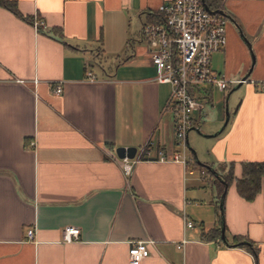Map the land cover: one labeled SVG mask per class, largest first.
Segmentation results:
<instances>
[{
  "label": "crops",
  "instance_id": "1",
  "mask_svg": "<svg viewBox=\"0 0 264 264\" xmlns=\"http://www.w3.org/2000/svg\"><path fill=\"white\" fill-rule=\"evenodd\" d=\"M16 1L23 15L45 22V32L0 6V264H131L137 240L151 241L140 264H264V184L246 201L233 181L224 198L227 237L248 238L257 256L204 240L203 231L219 226L217 178L192 162L158 160L179 147L170 89L156 81L146 44L140 39L108 67L107 55L135 40L133 23L140 37L147 14L170 0ZM216 1L255 55L252 66L229 19L227 45L212 67L232 79L250 74L202 163L221 175L232 167L236 179L241 161L264 160V0ZM119 147L137 148L128 176L115 159ZM184 218L194 226L184 230ZM68 226L80 229L79 240L63 242Z\"/></svg>",
  "mask_w": 264,
  "mask_h": 264
},
{
  "label": "built area",
  "instance_id": "2",
  "mask_svg": "<svg viewBox=\"0 0 264 264\" xmlns=\"http://www.w3.org/2000/svg\"><path fill=\"white\" fill-rule=\"evenodd\" d=\"M156 13L159 21L144 22L140 39L146 44L151 63L158 68L156 81L170 86L167 107L174 111V131L179 147V151L171 156L159 152L158 160L188 166L193 161L187 156L189 133L193 128L201 131L204 108L211 101L209 90L216 88L225 92L246 80L232 79L213 69L214 54L227 45L229 19L208 11L204 0H170L160 5ZM33 25L37 30L41 26L45 28V22L39 18L34 20ZM87 79L95 80L92 71H87ZM54 91L60 94L61 85L58 84ZM146 154L150 155L148 149ZM115 159L119 160L128 176L134 159L119 158L117 155ZM202 173L205 171L202 170ZM193 226L192 221L184 218V230ZM33 233L32 229L27 231L29 239L33 238ZM79 235L78 227L68 226L63 230L62 240L71 243L79 240ZM150 242L137 240L131 243V264H140L151 256ZM185 242L186 239H183L178 247L182 248Z\"/></svg>",
  "mask_w": 264,
  "mask_h": 264
},
{
  "label": "trees",
  "instance_id": "3",
  "mask_svg": "<svg viewBox=\"0 0 264 264\" xmlns=\"http://www.w3.org/2000/svg\"><path fill=\"white\" fill-rule=\"evenodd\" d=\"M207 4L212 8V9H218L222 6L218 4L216 0H206ZM0 6L8 9L11 11L15 16L30 22L33 24L34 18L31 16H25L21 13L19 10L18 2L16 0H0ZM223 9V7H222ZM224 10V9H223ZM160 17L157 13H148L147 18L145 22H157L159 21ZM41 32H45L44 27H40L38 29ZM53 32L58 35L61 39L63 38V31L60 28L55 27L53 29ZM102 51V50H101ZM192 165L196 166L202 170L205 171L206 175H209L213 177V179H216L214 174L207 169L204 166H201L200 164L197 163L194 155L192 158ZM241 166H242V175L240 178H236L233 175V170L232 167L230 168V171L227 174H223V180L227 183L229 186L233 181H235L236 189L238 194L245 199L246 201H253L256 196L261 192L264 184V160L263 161H254V160H243L241 161ZM216 183L219 187V195H218V201L216 204V212H217V218L219 222V226L211 231L204 232L202 233V238L204 240H216V239H221V220H222V214H224V204H223V209L220 208V200L222 197V194L225 191V185L223 181H220L219 179H216ZM226 194V193H225ZM227 227L225 224V236L227 242L233 246V247H241L247 249L249 252L254 254L255 256L258 255V249L255 246V243L249 240L246 237L243 236H233L232 239L229 240L227 237ZM242 242H247L248 244L242 243ZM224 243V242H223ZM226 244V243H225ZM227 245V244H226ZM228 246V245H227Z\"/></svg>",
  "mask_w": 264,
  "mask_h": 264
},
{
  "label": "rangeland",
  "instance_id": "4",
  "mask_svg": "<svg viewBox=\"0 0 264 264\" xmlns=\"http://www.w3.org/2000/svg\"><path fill=\"white\" fill-rule=\"evenodd\" d=\"M229 25V22H228ZM138 22L135 21L133 23V28H132V36L135 40L130 41L129 45L127 46H122L119 47L121 50L119 53L117 54H109L107 55L108 58V67H114L115 64L118 63V59L117 56L118 54L121 55L122 57H125L126 55L129 56L133 50V45L137 46L138 42L140 41V37L139 35H137V30H138ZM117 48V47H114ZM215 63V62H214ZM92 66L94 68V70L97 72L99 71V67L96 63H92ZM215 66V64H214ZM216 67V66H215ZM239 76V75H236ZM236 76H234V78H237ZM164 90L167 92L170 88L169 85H165L163 86ZM233 87V86H232ZM231 87V88H232ZM244 87V86H243ZM237 89L236 91H234L230 98H229V113L231 111V106H232V102L234 100V98L240 93V91L242 90V88ZM228 93V90L225 92H220L218 89L214 88L213 90V105L211 104L212 102H208L206 104V107L204 108V112H203V116H202V127L201 129L204 131L203 134H198L196 131L191 130L189 133V145L190 148L196 151L197 157L201 162H204V160H206L205 158H207L206 154L209 151L210 148V143L213 141V138L207 136V135H212L217 133L219 130H221V128L224 125V116L226 114L225 109L222 111L220 110V108L224 107V97L226 94ZM218 102L221 103V106L218 105ZM224 112V115L222 114ZM226 118V116H225ZM213 131V133H207L209 131ZM187 156L189 158H193V153L192 151L189 149L187 152Z\"/></svg>",
  "mask_w": 264,
  "mask_h": 264
},
{
  "label": "water",
  "instance_id": "5",
  "mask_svg": "<svg viewBox=\"0 0 264 264\" xmlns=\"http://www.w3.org/2000/svg\"><path fill=\"white\" fill-rule=\"evenodd\" d=\"M204 4L206 6V9L212 13H219L221 15H224L226 18L230 19L231 22L235 23L234 22V19L223 9H212L208 4H207V1L204 0ZM236 27L238 28L239 32H240V35L241 37L243 38V40L245 41V43L248 45L250 51H251V55H252V66L255 64V55H254V52L252 50V46L250 44V42L248 41V39L244 36L241 28L235 23ZM250 72L247 73L242 79L243 80H247L248 76H249ZM242 85V82H240L235 88H233L229 93L228 95L226 96V99H225V109H226V118H225V122H224V125L223 127L221 128V130H219L216 134H219L220 132H222L224 130V128L226 127L227 123H228V120H229V116H230V113H229V97H230V94L231 92H233V90L239 88L240 86ZM193 130H196L197 132H201L199 129H196V128H193ZM216 134H212V135H207V136H214ZM189 149L192 151L196 161L198 164H200L201 166H204L206 167L207 169H209L213 174L214 176L219 179L220 181H223L224 185H225V191L224 193L222 194V197H221V200H220V208L223 209V204H224V198H225V193L227 191V188H228V185L227 183L223 180V177L222 175L216 171L213 167H211L210 165H207L205 163H202L198 157H197V154H196V151L191 149L190 148V145L188 146ZM116 155L119 157V158H129V159H134L137 155V148L136 147H128V148H125V147H119L116 149ZM221 237H222V241L224 243H226L228 246H231L227 240H226V236H225V218H224V214H222V220H221ZM242 243H245V244H248L247 242H242Z\"/></svg>",
  "mask_w": 264,
  "mask_h": 264
}]
</instances>
